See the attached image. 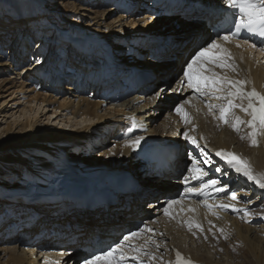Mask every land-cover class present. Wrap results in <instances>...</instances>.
<instances>
[{
  "label": "bare ground",
  "instance_id": "obj_1",
  "mask_svg": "<svg viewBox=\"0 0 264 264\" xmlns=\"http://www.w3.org/2000/svg\"><path fill=\"white\" fill-rule=\"evenodd\" d=\"M84 2L88 4L79 9L83 14L80 15L76 9L71 15L79 18L77 21H69L59 10L62 6L57 3L49 2L47 7L44 0H0V69H17L24 73L34 68L35 76L31 79V85H34L35 89L43 85L54 92L59 91L60 84L69 82L72 77L73 80L67 84V89L73 92L69 94L75 98L74 101L64 98L62 102H56L57 106L52 107L53 113L60 110L68 120L83 119L93 122V125L73 133L57 132L41 139L34 133L23 132L21 137L16 135L13 139L8 137L7 140L0 141V176L16 179L11 185L0 183V264H77L80 258H83L82 261L85 259L82 252L95 246L97 239H110L111 245L120 242L121 250L129 257L121 264H137L130 259L136 255L132 251L133 247H143L144 251L150 254H140L143 264H174L171 247L190 255L199 264H264V190H259L254 184L250 186V182H246L240 175L226 173L214 157L216 149L232 147L248 161L254 174H264V130L262 137L257 139V146H251L245 136V124L240 126L239 132L234 131L230 124L214 118L219 116V109H213L210 113L206 106L219 105L226 101L216 100L211 96H200L187 87L183 75L196 52L217 40L231 54V63L235 65L236 70L216 68L209 64V58L219 55V50L213 49L202 60L205 68L211 69L206 75H211L214 71L229 79L241 76L249 79V76H252L249 86H258V82L264 84V52L261 51L264 47L259 42H253L257 49L250 52L245 46L242 49L237 47L233 40L224 42L218 38L212 39L213 35H207L206 27L211 30L227 12L222 0H183V3H177L175 0H83V4ZM98 2H101L100 7L111 5L115 7V12L120 13L117 19L121 24L118 27L102 23L103 15L92 11L89 5L96 6ZM189 3H197L199 13ZM210 8L214 9L209 10ZM48 15H53L62 24L69 22L71 25L63 28L57 22L50 24V20L54 18L46 17ZM156 16L161 17L157 19ZM170 21L175 23L173 26L179 28L177 31H181V22L198 24L192 25L200 29L173 35L171 38L163 35L164 39L152 36L156 33L152 32L153 30L160 29L165 22L170 24ZM207 23L210 26H207ZM48 25L53 26L50 35L43 31L49 30L46 27ZM132 30L135 33H132ZM163 32L166 34L168 31ZM127 36L129 39H124ZM146 37L147 40L144 39ZM30 47H35L37 60L28 58ZM82 47H87L90 52L83 53ZM162 49L164 53L161 52ZM152 50H155L160 63H167V69L147 70L142 68V65L138 71L128 72L127 68L132 70L133 67L126 68L122 65L124 62L121 60L133 56H138L141 62H146L149 59L148 52L152 53ZM107 59H110L111 68L104 67L101 70L102 65H108ZM132 59L135 62L132 66L140 63ZM178 64L180 66L176 69ZM64 65H67L71 72L68 75L61 72L59 66L64 68ZM197 67L194 66V69ZM98 73L100 75L97 77L100 78L91 85L90 82ZM176 74L179 75L177 81L168 89L167 85L169 86ZM85 78L91 80L87 82ZM181 81H184L182 88ZM161 88L165 89V92L157 97L155 94ZM119 94L123 95L121 101H117ZM37 96L36 99L35 96L34 99L27 98L25 103L31 105L35 102L38 106H48L47 98L39 101ZM160 100L165 102L155 110L154 107L156 108ZM185 100L190 103L184 104ZM174 102H177V105L183 104L191 123H185L181 115L174 110L166 112L161 122H157L160 108L165 106L168 111ZM236 103L244 101L237 100ZM65 104L70 106L65 107ZM148 108L149 113L143 115V111ZM231 115L247 120L246 114L238 108L234 109ZM133 118L140 127L128 133L127 129L131 126ZM144 118H149L147 124L141 121ZM24 129L25 126H21L19 132ZM184 132L195 137L199 147L186 141ZM106 134H109V143L112 146L99 154H92L96 142H101V136ZM5 135L7 137V133ZM136 136L144 137L140 147L132 150L125 146L126 140L135 139ZM241 136L244 139H241ZM157 139L162 142H176L175 148L171 152L168 151L169 153H164L160 161L161 166L168 172H161L163 177L159 185L163 186L155 183L152 174L154 169L148 165L151 171H144L145 176L141 177V180L129 178L124 184L121 183V190H117L119 187L115 184L116 177L120 178L136 164L141 166L143 162L140 159L145 154H139L140 149L145 143ZM89 146L91 149L87 152L78 154L83 149L86 151ZM71 151L73 154L68 155ZM204 153L208 154L211 161L210 166L204 165L209 170V176L205 179L219 180L240 198L239 202H235L226 196L207 203L235 204L237 208H248L251 213L249 217L242 218L243 213L233 212L231 209H209L201 202L193 205L194 214L187 211V204L179 198L184 196L185 192L177 193L179 187H176L182 184L179 180L192 175L187 171L188 166L182 165V157L187 156L186 161L190 166V154L202 162ZM176 154L180 159L175 158ZM172 162L175 163L176 171L171 174L167 165ZM217 167L222 171L216 172ZM181 171L183 173H180ZM175 176H178L177 182H173L172 177ZM108 182L117 189L101 199L90 200L89 189L92 186L95 189L106 186ZM79 186L81 188L75 189L77 195L74 190L70 193V188ZM57 194L68 195L67 199L75 195L76 204L65 201V207L36 206L35 201ZM20 196H27L32 200H22ZM159 196L161 197L158 198ZM171 196L173 200L180 201L174 206L179 211L181 226L175 225L172 219L164 214L163 209L167 201L171 200ZM56 199H50L48 202H54ZM249 200L251 203L247 202ZM145 202L149 203L148 211L144 213L142 205ZM5 203L8 208L18 207L22 212L20 217L29 214V208L32 207L33 215L29 219L26 218L30 222L32 217L37 215L44 216L48 221L45 226L41 225L42 227L38 220L39 222L34 223L31 228L28 227L30 225L23 224L16 229L12 224L14 222H9L11 218L8 220L6 217ZM63 208L68 210L65 209L64 213L56 215L62 212ZM43 210L48 211L42 212ZM231 212L235 214L232 215ZM245 219L249 222L246 223ZM19 221L24 223L21 219ZM189 223L199 224L203 231L195 227L190 231L187 226ZM20 228L25 230H21V235H18ZM141 229L144 231L137 237L124 241L125 235ZM45 231H49V238L44 237ZM193 232L196 233L195 236ZM111 245L105 244V247ZM82 261L78 264H82ZM97 264H108V261L101 259Z\"/></svg>",
  "mask_w": 264,
  "mask_h": 264
},
{
  "label": "snow or ice",
  "instance_id": "obj_2",
  "mask_svg": "<svg viewBox=\"0 0 264 264\" xmlns=\"http://www.w3.org/2000/svg\"><path fill=\"white\" fill-rule=\"evenodd\" d=\"M223 5L226 6V11L233 17L231 20L232 27L229 28L223 35H218V39L224 42H231L233 39L237 37H241V33H247L249 37L257 36L261 38V43H264V0H222ZM143 19V18H142ZM243 44H248L249 47H255L254 44H249L247 38L242 40ZM237 47H241L240 43H237ZM213 49L219 50V55L213 56L209 58L208 63L212 64L216 68H228L232 71H235V65L231 63L232 56L227 51V49L223 48L217 40H213L211 43L207 45V47L200 48L199 51L192 57L191 62L187 64V68L184 70L183 75L187 81V87L193 89L200 96H211L216 100H225L226 103L223 104H207V108L211 113L213 109H219V116L214 118L219 119L222 123L230 124L231 128L234 131L239 132L240 126L246 124V126L250 129L247 133V136L250 140L251 146H257V135L258 132L264 130V95L260 92L256 91L255 88L251 90H246L245 85L248 81L239 80V79H229L226 76H221L216 72H212L211 75H206L205 73L211 71V69L205 68L204 63L202 62L203 58ZM264 52V49H261ZM194 66H198L194 69ZM181 88L184 86V81H181ZM165 92V89L161 88L158 92H156V96L159 97ZM237 100L244 101L247 103H236ZM189 100H185L184 104H189ZM239 109L241 112H244L249 119L244 121L240 119L238 116L231 115L234 109ZM174 111L181 115L182 119L185 123H191L188 113L184 111L183 104L177 105ZM135 121L132 119L131 126L127 129L128 133H132L135 129L139 128ZM127 134V133H126ZM183 136L186 141L193 144L195 147H199L198 141L195 137H192L188 134V132H184ZM203 139V137H201ZM241 139H244L241 136ZM144 140L143 136H136L135 139H128L125 141V146L131 148L132 150H136L141 145V141ZM115 147V146H113ZM217 157L221 160H224L225 163L235 171L237 175L243 176L246 178V182H250L254 184L259 189L264 190V174L256 175L253 173V170L246 159L243 157L224 150H219L215 153ZM189 159L192 160L190 166L187 167V171L191 173V177L185 176L184 182L187 183L189 179L199 181V187H189L187 188V193H199L203 192L206 189L213 188L217 192H226L228 198L231 201L239 202L240 198H238L235 192L228 193L227 185H222L221 182L217 179L205 177L209 176V170L204 167V165L211 164L210 157L207 153L203 154V161L199 158L189 156ZM216 172H221L222 169L217 167L215 168ZM226 174V173H225ZM177 200H169L167 201L166 206L163 211L166 216L170 215L169 208L179 203ZM251 203V201H247ZM207 208L211 209L213 207H217L223 210L231 209L233 212L243 213V217H249L251 215L250 210L248 208H237L235 204H219L212 205L207 202H201ZM189 211H193V209H189ZM214 215L216 213H213ZM219 218V217H218ZM245 222H249L245 219ZM189 230L192 228H197L203 231L199 224L189 223ZM144 229L139 230L138 232H132L129 235L124 236V241L129 240V238L137 237L140 232H143ZM148 231H152L148 229ZM211 231V229H209ZM218 231H223L222 229H218ZM195 236L196 233L193 232ZM227 238V237H225ZM207 239V237H205ZM158 247V245H157ZM132 251L136 253L130 257V259L137 262V264H143V261L140 258V254L150 256L149 253L145 252L143 247H133ZM70 255V253H69ZM90 258H85L82 261V264H97V261L101 259H105L108 261V264H121L122 261L129 259L125 255V253L121 250V245L117 244L115 247L109 246L108 250H100L99 254L90 253ZM152 258V257H150ZM59 264V262H56ZM66 264V262H65ZM176 264H193V262L189 259H186L181 256V254L176 252Z\"/></svg>",
  "mask_w": 264,
  "mask_h": 264
},
{
  "label": "rangeland",
  "instance_id": "obj_3",
  "mask_svg": "<svg viewBox=\"0 0 264 264\" xmlns=\"http://www.w3.org/2000/svg\"><path fill=\"white\" fill-rule=\"evenodd\" d=\"M44 1L47 3V7L50 5V3H55V4L57 3V5L60 4L62 6V9H59V10L61 11V13H64L63 14L64 16L68 17L69 21H73V20L77 21V19L79 17H77V16L75 17V16L71 15V13L73 12V14H74L76 9H78V12L80 13V15H82L83 12H80L79 9L82 8V5L88 4V2H84L85 4H83V0H57L58 2H56L55 0H44ZM97 4L98 5H96V6H91V5H89V6L91 7L93 12H96V13L98 12L100 15H103V17L101 19L102 23H105L106 25L111 24L112 26L115 25L116 27H118L121 24V22L119 23V19H117L120 16V13L118 11L115 12V7L114 6L110 5V6H106V7H100L101 2H98ZM112 10H113V12H112ZM95 15L92 14V16H95ZM150 15H153V14L150 13ZM46 17H48L50 19L54 18L53 15H48ZM156 17H157V19H159L161 16H156ZM50 21H51V22H49L50 24L52 22H57V24L59 23L60 26H62L63 28H67L69 25H71V23H69V22H67L68 24H65L66 22H64L62 24V22H58V20L56 18H54V19H52ZM167 24L168 23L165 22L164 24L161 25L160 29L153 30L152 32H156V33L154 35H152V36L156 37V38L160 37L161 39H164V37H162V35H163L165 37L171 38L170 36H173V35H181V34H185L186 32H191L194 29H200V27L197 28V27L193 26V25H198V24H194L192 22H190V23L181 22V24H180L181 25L180 26L181 31H177V29H179V28L173 26L175 23H172V21H170V24H168V25ZM46 27H48L49 30H43V31L45 33H47L48 35H50V33L53 31V29H52L53 26L48 25ZM163 31H168V32H166V34H164L165 32H163ZM132 33H135V32L132 30ZM127 37H125L124 39H129V37L128 38ZM49 38H50V36H49ZM144 39L147 40V37L144 38ZM34 50H35V47L28 48V58H32V59L35 60L36 59V55L34 53L35 52ZM102 58H103V56H102ZM132 58H134L137 63L140 62L139 64L143 65V67L142 66L141 67L142 68H146L147 70L156 71V70H161V69H167V63H160L159 60H158L159 64H160V66H158L159 68L158 67L152 68V67H149L148 65H146L147 62H148V64L151 63L152 60L150 61V58L146 62L145 61L141 62V59H140V57L138 58V56H136V57L133 56ZM132 58H127L125 60H121L122 63L124 62V64H122V65L123 66L125 65L126 68L127 67H133L132 70L127 68L128 72H132V71L136 72V71H138L135 68L137 65L132 66V64L135 63ZM129 59H132V60H129ZM173 60L175 61L176 59H173ZM153 61H155V59H153ZM104 66H106V65H102V67H104ZM179 66H180V64L177 65L176 69ZM64 68H62V69L66 71V69L68 68L67 65H64ZM72 68L75 69L74 66ZM34 71H35L34 68H32V70H30V72H24V73H22V71L17 70V69H14V70L13 69L7 70V68L6 69L5 68H1L0 69V141H5V140H7L8 137L13 139V138L16 137V135H17V137H21L23 132L34 133L39 138L42 139V138H45V137L49 136L50 134H54V133H57V132L58 133H63V134H68V133H71V132L73 133V132H75L77 130H82L85 127L93 125V122H89L88 120H83V119L82 120H80V119L68 120L67 119L68 117H64L63 116L64 112H61L60 110L55 111V113H53L54 110L52 109V107L57 106L56 102L60 103V102H62V100L64 98H68V100L70 99L71 102L74 101L75 98H72L70 96V94L71 93L73 94V92L71 90L67 89V84L70 83L71 80H73L72 77H70V79H69L70 81L69 82H66V83L64 82L63 84H60L59 91L54 92L53 90H50V89L48 90L43 85L41 87L39 86L37 89L34 88V85L33 86L31 85L32 84V80L31 79L34 78V76H35V72ZM178 77H179L178 74H176L174 76V78L170 82L169 86L167 85L168 89H170V87H172L174 85V83L177 81ZM160 83H162V82H160ZM22 89H23V92H22ZM19 91H21V92L19 93ZM12 92H15V93L10 96L9 94H11ZM22 93H24V94H22ZM34 93H37V94L34 95ZM36 95H38L37 96L38 100L47 98L46 100L48 102V106L49 107L45 106L47 104H42V105L38 106V105L35 104V102L33 104H31V105L25 103L26 100H28L27 98H31V97L33 98L35 96L34 98L36 99ZM40 95H42L43 98ZM49 96H50V98L52 96V99H50ZM24 97H26V99ZM48 99L50 101H48ZM163 101L164 100H160L159 103L157 104L156 108L154 107V109L158 110L157 108L160 106V104H163L165 102V101L164 102ZM176 105H177V102H174L173 104H171L170 108L167 109L168 111H166L165 106L161 107L160 111H159L160 116H159L157 122H161V119L165 117V113L166 112L169 113L170 111L174 110ZM69 106L70 105L65 104V107H69ZM106 107H107V105H106ZM148 110L150 111V108H148L147 110H144L143 111V113H144L143 115H145V113H149ZM148 119L149 118H144V123L147 124L149 122ZM21 126L22 127L25 126V129L22 130V132H19L20 129H21ZM6 133H7V137L5 135ZM16 133H18V134H16ZM163 138H167V137H163ZM168 139H173V138H168ZM100 140H101V142H96L97 146L95 145V148H94L95 150L92 151V154H99V153L103 152L105 149H107V148L112 146V144L109 143V141L111 140V138L109 137V134H106V136L105 135L101 136ZM157 141L162 142V141H160L158 139H157ZM89 148L91 149V146L87 147L86 151H85V149H83L81 152H78V154L79 153L81 154L82 152H84V153L87 152V150H89ZM71 154H73L72 151L70 153H68V155H71ZM76 154H74V155H76ZM185 158H187V157H185ZM185 158H183V162L184 163H185V160H186ZM140 160L142 161V159H140ZM138 168H139V166H138V164H136V166H134V168L129 170V171L133 172L136 175L138 174V177H143L141 175V169L139 171H137ZM117 179H119L118 176L116 177V180H115V184L118 185V182H116ZM13 182L14 183L16 182L15 177H11L10 179H7V178H5L3 176H0V183L1 184H7L8 183L9 185H11ZM159 182H160V180H159ZM159 182H156V184H158V186H160V187L163 186V185H159ZM112 185L113 184H109V182H108L106 186L96 187L97 189H95L91 185L92 188L89 189V191L91 192V195L93 193L92 190L94 191L95 195L99 194V193H102V192H108V193L103 194L100 197L96 198V200H98V199H101L102 197L106 196L107 194H109L112 190H116L119 187V185H118L117 188H115V187H112ZM110 187H111V189H109ZM70 189H71V191L74 190L73 188H70ZM107 189H109V190H107ZM71 191H70V193H71ZM63 195H65V194H62V195L61 194H57V195L53 196V197H56V198H59V199H56V201L51 202V203L48 202V201H43V200H46L48 198H42V199H39L38 201H35L37 203H35L34 201H31V203H35L37 207H41L42 206V207H49V208H50V206H55V205L56 206L61 205L62 207H65V205H67L65 203V201H70L71 203L76 204V202H75V197L76 196L75 195H71L67 200L62 201V200H60V198ZM160 197L161 196H159L158 198H160ZM20 198L22 200H28V199L32 200L31 198H29L27 196H20ZM40 201H42L43 203L40 202ZM44 202H46V204ZM148 203L149 202H145L142 205V210H144L143 211L144 213H145V211H148V208H147ZM29 209H30L29 210L30 211L29 214H25L24 216L20 217V214H22V212L18 209V207H16V208L9 207L8 208V205L5 203L4 211L7 214L6 217H8V220H10L11 217H16L17 218V219L9 221L10 223L14 222L12 224H14L16 229H19V226H21L23 224L24 225H30L28 227L31 228V227L34 226L32 223H36L38 220L40 221V224H39L40 226L41 225L45 226L46 222L48 220L45 219L44 216H42V217H39L38 215L34 216V217H32V222H30V221H28L26 219V218L29 219L31 217V215H33V213L31 212L32 207L29 208ZM65 209L68 210V208H65ZM65 209L63 208L62 212L56 213V215L64 213ZM47 211L48 210H43L42 212H47ZM49 211H51V210H49ZM35 214H37V213H35ZM39 214H42V213L39 212ZM146 214H147V212H146ZM19 219L23 220L24 223H21L19 221ZM1 225H2V222L0 224V228H1ZM3 227L4 226H2V228ZM21 230L23 231L25 229L24 228H20V232L18 233V235L19 234L21 235V233H22ZM50 230H51V227H50ZM48 235H49V231H45L44 232V237H48L49 238L50 236H48ZM51 238L54 239V238H56V236H51Z\"/></svg>",
  "mask_w": 264,
  "mask_h": 264
}]
</instances>
